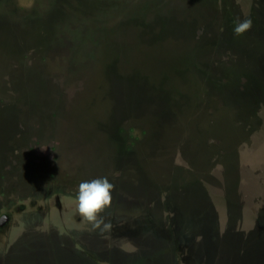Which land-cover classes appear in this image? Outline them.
I'll return each mask as SVG.
<instances>
[{"label": "rangeland", "instance_id": "1", "mask_svg": "<svg viewBox=\"0 0 264 264\" xmlns=\"http://www.w3.org/2000/svg\"><path fill=\"white\" fill-rule=\"evenodd\" d=\"M54 1L0 0V99L17 116L0 108V255L21 228L27 244L11 246L3 264H203L212 228L174 197L204 182L211 194L239 195L238 220L264 225V204L249 200L264 192V114L254 118L259 104L234 89L254 74L264 94V0ZM251 14L258 33L236 36L237 18ZM123 78L133 93L118 88L114 105L110 81ZM103 177L114 185L103 218L139 217L143 252H133V234L111 230L95 245L85 235L78 187Z\"/></svg>", "mask_w": 264, "mask_h": 264}, {"label": "water", "instance_id": "2", "mask_svg": "<svg viewBox=\"0 0 264 264\" xmlns=\"http://www.w3.org/2000/svg\"><path fill=\"white\" fill-rule=\"evenodd\" d=\"M202 190L204 191V193L202 192ZM189 193L190 194L193 193V195H191L193 197H189L190 196ZM177 194L178 195L174 197V201L176 204L186 203L187 198L188 201L191 202L190 206H188V208L185 209V213L187 211L188 217L190 216V213L193 214V216L189 217L190 219L196 218V222L202 227H209V229L212 228L210 233V236L211 237L213 236L211 240L212 243H210V245L208 246L204 244L203 248L205 254L208 257H211L212 255L213 257L212 259L204 258L205 260H202L203 264H264V225L263 224L260 225L261 227H258V224L251 223L250 219L246 217L243 220H238L236 216L232 215L233 214L232 210L231 211L228 210L232 213L229 214V218H231V220L234 221V223L231 222L230 219L227 217L228 211L225 208L224 204L222 206L218 201L219 198L214 196V194L207 192V190L201 186L197 185L192 190L188 189L184 193L181 194L177 193ZM185 194H188V196H186ZM150 205L155 206V204L152 202L150 203ZM223 208H225V210ZM223 210L225 211L224 213ZM222 214L227 215L226 219L228 220L226 223L222 222V218H223ZM43 219L44 217L40 218L39 221L35 220L33 221V223L27 225L43 226L45 225ZM108 219L109 217L106 216L105 220L108 221ZM3 220L4 217L0 219V224L3 223ZM132 222H133V227L131 224ZM217 225L220 232L217 230ZM228 226L230 228V231H226L225 229L224 231L222 230L224 227H228ZM140 227H141V223L139 221V217L135 216L134 214H133V219L130 216L118 214V216L115 218V221L113 223L112 232H114L113 234L117 238L118 236L122 238L127 237V240L129 241L131 239L130 236L133 234V246L139 247L137 249H133V252L138 253V252H143L145 249L144 247L148 246V245L144 246V244L149 243V240L145 241L146 234H143L141 232ZM21 229H19L16 232V234L12 236L11 238L12 240L10 239L9 245L7 246L5 251H3V254L0 255V264H3L4 257L11 250L12 248L11 246L16 245L19 246L20 248L27 246V244H25L23 241H20V236L19 237L17 236V234L20 232ZM241 232L243 233V238L244 237L246 238L245 242H242V238H241L242 235L241 237L237 236V234ZM99 234H100L99 232H95L91 230L89 232L86 231L85 233V235H90L95 240H97L95 243H91L94 245L99 244L101 241L99 240L101 238ZM217 234H220V237L222 238L223 241L221 242L217 241V239H220L218 238ZM112 242L113 243L110 245H116L126 250L129 249L127 247L128 245H130L129 243L123 244L121 241H119V239H115V238L114 241ZM39 247L40 246L37 245L36 248ZM36 248L33 247L31 253L35 251L38 254ZM226 248L228 249V251L225 252ZM112 250L115 249L112 248ZM234 253L245 254L246 260L243 257H239V258L234 257ZM218 257L220 261H218Z\"/></svg>", "mask_w": 264, "mask_h": 264}, {"label": "trees", "instance_id": "3", "mask_svg": "<svg viewBox=\"0 0 264 264\" xmlns=\"http://www.w3.org/2000/svg\"><path fill=\"white\" fill-rule=\"evenodd\" d=\"M54 1V0H53ZM54 2H56V1H54ZM256 9L257 10H259V8H257V6H256ZM250 14V13H249ZM258 17H259V19H258V21H259V31H260V36L261 37H263L264 38V15L263 16H261V14L260 15H257ZM234 18V17H233ZM249 18H257V17H253V15L251 14V16L249 17ZM253 31H254V33L255 34H257L258 33V31H257V29H255L254 27H253ZM196 40H198L197 38H196ZM261 69H260V71H259V73H258V77L260 78V81H261V83L263 84V86H264V67L263 66H261L260 67ZM4 71V70H3ZM2 71V72H3ZM1 74V73H0ZM5 74V73H4ZM241 75L243 74L242 73V71H241V73H240ZM205 75H207L206 73H205ZM4 76V78H5V81L7 80L6 79V77H5V75H3ZM238 78H240V75L238 76L237 75V78H236V80L238 79ZM124 79V78H123ZM0 80H3V78L2 79H0ZM253 80H255L254 79V74H251V75H249L248 76V79H247V81H246V83H245V86L243 85V83H238L237 82V87H235L234 89H236V92L239 94V96H241V95H243L242 97H245V100L247 101V99L249 100V101H251V102H253L254 104H259L256 108H255V113H254V115L253 116H255L254 118H256V117H258L259 116V118L260 117H262V115L264 114V94L262 93V88L260 87V86H258V87H256V86H253L252 85V83L254 82ZM256 80H257V78H256ZM253 81V82H252ZM111 82V84L109 85V89H112L111 90V95L113 96V103H114V105H116L117 104V102L121 99V94L119 93V91H118V88H121L122 90H126L127 92H126V96L129 94V92H132L133 93V82H131V80H130V82L129 81H126L125 79H124V81H110ZM120 82V83H119ZM129 82V83H128ZM210 82V81H209ZM206 84H209L207 81H206ZM119 86V87H118ZM233 89V88H232ZM260 93H262V94H260ZM116 95V97H115V95ZM205 95V94H204ZM124 97H125V95H123ZM162 97V96H161ZM158 99H160V98H155V99H152L151 100V102H154V101H157ZM114 100L115 101H117V102H114ZM163 101V100H162ZM5 101H4V99H0V108L1 109H3V110H5L6 112H8L9 114H13V116H14V119H16L17 118V116L14 114L15 113V109L12 107V109L11 108H9V107H7L5 104ZM245 103H247V102H245ZM153 112H156V111H153ZM249 112V111H248ZM243 113H246V112H243ZM17 120V119H16ZM255 122H257V124L259 125V121H255ZM16 123L18 124V121H16ZM144 134L146 133V131H142ZM259 132V135H260V133H261V131H259L258 129L256 130H253V133L254 134H256L257 135V133ZM160 136H161V134H159V135H157V133L156 132H152V133H149V139L150 140H152V143H153V145L150 147L151 149H153L152 151L153 152H155V151H157L156 149H158V144H157V141L159 140V138H160ZM248 140H250L251 141V143H252V145H253V147H255V145L257 144L255 141H254V139L253 138H251V139H248ZM254 143H253V142ZM181 148H182V150L180 149V152H184V148L182 147V145H181ZM176 149H178L177 148V146H176ZM179 150V149H178ZM228 151V150H227ZM229 152V151H228ZM182 154V153H181ZM150 157L149 158H151V157H153V158H155L154 157V155L153 154H151V155H149ZM153 158H151V159H153ZM139 162V161H138ZM256 171V170H255ZM260 171V173L262 172V169H258V172ZM243 172H248V169H244L243 170ZM234 173H236V174H238L239 173V171L237 170V172H234ZM260 173H258V174H260ZM252 174H253V172H252ZM251 174V175H252ZM238 176V175H237ZM253 177H254V175H252ZM238 178H239V180H237L238 182L240 181V180H243V182H244V180H245V182L248 184V186H249V183H248V181H250V180H247L246 178H244V179H241V177L240 176H238ZM255 178V177H254ZM261 180V179H260ZM246 183H244L245 185H247ZM213 184V183H212ZM262 184V183H261ZM198 186H201V187H203L204 189H206V187H210V185H209V182H204V183H201V185H199L198 184ZM213 187H214V189L216 188L214 185H213ZM261 187H263L262 185H261ZM249 188V187H248ZM202 189V188H201ZM217 189V188H216ZM211 190V189H210ZM248 191V190H247ZM259 192H260V188H259V190H258ZM202 192L204 193V191L202 190ZM255 192H257V191H255ZM212 194H214V196H216L217 198H219L218 199V201H219V203L223 206V204H224V206H225V208L227 209V211L228 210H232V212H233V216H236L234 213L236 212V213H240L241 215H242V213H243V211L246 209V205H244L242 202H236V200L235 199H237L238 198V196L239 195H237L235 198H233V195H231V194H220V193H217V190H215ZM240 198V197H239ZM249 200H255V203H254V206H255V208H258V210H259V207L261 206V205H263L264 204V192L262 191L260 194L258 193V194H256L254 197H250V199ZM263 207V206H262ZM246 214V213H245ZM237 217H239V216H237ZM242 218V217H241Z\"/></svg>", "mask_w": 264, "mask_h": 264}, {"label": "clouds", "instance_id": "4", "mask_svg": "<svg viewBox=\"0 0 264 264\" xmlns=\"http://www.w3.org/2000/svg\"><path fill=\"white\" fill-rule=\"evenodd\" d=\"M253 27L251 18H237L234 26V34L241 36ZM114 185L107 177L81 182L75 197L77 212L83 221L90 226L91 231H99L100 234L110 232L113 225L106 221L102 213L111 206Z\"/></svg>", "mask_w": 264, "mask_h": 264}, {"label": "flooded vegetation", "instance_id": "5", "mask_svg": "<svg viewBox=\"0 0 264 264\" xmlns=\"http://www.w3.org/2000/svg\"><path fill=\"white\" fill-rule=\"evenodd\" d=\"M2 217H4V220H3V223L0 224V229L2 228V226L4 225V223L6 222L7 220V213H3L1 216H0V219H2Z\"/></svg>", "mask_w": 264, "mask_h": 264}]
</instances>
